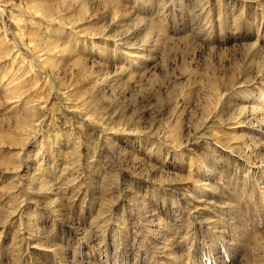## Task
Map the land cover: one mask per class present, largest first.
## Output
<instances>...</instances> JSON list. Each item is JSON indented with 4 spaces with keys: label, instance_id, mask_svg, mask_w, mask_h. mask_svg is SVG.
<instances>
[{
    "label": "rangeland",
    "instance_id": "1",
    "mask_svg": "<svg viewBox=\"0 0 264 264\" xmlns=\"http://www.w3.org/2000/svg\"><path fill=\"white\" fill-rule=\"evenodd\" d=\"M0 264H264V0H0Z\"/></svg>",
    "mask_w": 264,
    "mask_h": 264
}]
</instances>
